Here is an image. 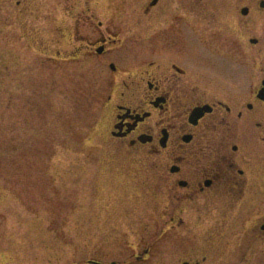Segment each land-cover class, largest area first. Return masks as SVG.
I'll list each match as a JSON object with an SVG mask.
<instances>
[{"label": "rangeland", "instance_id": "rangeland-1", "mask_svg": "<svg viewBox=\"0 0 264 264\" xmlns=\"http://www.w3.org/2000/svg\"><path fill=\"white\" fill-rule=\"evenodd\" d=\"M110 1L93 10L100 28L77 0H0V264H264V101L237 121L254 161L243 199L204 203L162 234L157 171L111 140L98 73L65 58L71 39H145L146 0ZM172 1L195 31L200 81L234 111L252 102L264 80L259 0Z\"/></svg>", "mask_w": 264, "mask_h": 264}, {"label": "flooded vegetation", "instance_id": "flooded-vegetation-1", "mask_svg": "<svg viewBox=\"0 0 264 264\" xmlns=\"http://www.w3.org/2000/svg\"><path fill=\"white\" fill-rule=\"evenodd\" d=\"M101 1L77 0L84 20H97L93 10ZM171 1H145V39L124 40L108 33L71 39L65 56L83 58L102 78L98 107L107 111L111 140L128 149L125 155L157 171L162 234L181 226L184 219L200 217L204 203L243 199L239 193L254 176L248 169L254 161L252 151L246 153L238 140L237 121L245 122L258 111L257 102H263L257 90L253 101L236 111L215 99L209 79L204 75L200 81L199 66L192 60L199 50L191 38L195 31L191 25L184 32L183 20L179 22L182 3L175 7ZM97 22L102 28L103 22ZM255 225L264 233V218Z\"/></svg>", "mask_w": 264, "mask_h": 264}, {"label": "water", "instance_id": "water-1", "mask_svg": "<svg viewBox=\"0 0 264 264\" xmlns=\"http://www.w3.org/2000/svg\"><path fill=\"white\" fill-rule=\"evenodd\" d=\"M259 6H260L261 8H264V0H261V1L259 2ZM241 13H242L243 15H246V14L248 13V8H247V7H243V8L241 9ZM250 42H251V43H256L257 40H256V39H251ZM262 85H263V86H262V88L260 89L258 96H259L261 99L264 100V81L262 82ZM185 264H187V263H185Z\"/></svg>", "mask_w": 264, "mask_h": 264}]
</instances>
